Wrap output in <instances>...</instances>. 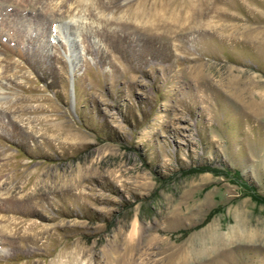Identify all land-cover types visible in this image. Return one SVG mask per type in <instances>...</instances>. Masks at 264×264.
<instances>
[{
  "label": "rangeland",
  "instance_id": "obj_1",
  "mask_svg": "<svg viewBox=\"0 0 264 264\" xmlns=\"http://www.w3.org/2000/svg\"><path fill=\"white\" fill-rule=\"evenodd\" d=\"M264 0H0V264H264Z\"/></svg>",
  "mask_w": 264,
  "mask_h": 264
},
{
  "label": "bare ground",
  "instance_id": "obj_2",
  "mask_svg": "<svg viewBox=\"0 0 264 264\" xmlns=\"http://www.w3.org/2000/svg\"><path fill=\"white\" fill-rule=\"evenodd\" d=\"M256 89L258 94H261L264 92V79H261L259 81H254V80H248L245 81V84L243 86H241L240 89H242V92H246L247 90H251V89Z\"/></svg>",
  "mask_w": 264,
  "mask_h": 264
}]
</instances>
